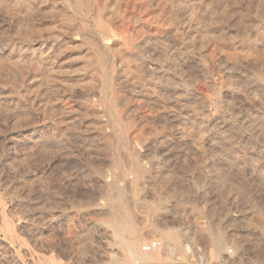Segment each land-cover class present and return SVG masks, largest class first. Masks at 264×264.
Segmentation results:
<instances>
[{
    "label": "rangeland",
    "instance_id": "1",
    "mask_svg": "<svg viewBox=\"0 0 264 264\" xmlns=\"http://www.w3.org/2000/svg\"><path fill=\"white\" fill-rule=\"evenodd\" d=\"M0 63V264H264V0H0Z\"/></svg>",
    "mask_w": 264,
    "mask_h": 264
},
{
    "label": "built area",
    "instance_id": "2",
    "mask_svg": "<svg viewBox=\"0 0 264 264\" xmlns=\"http://www.w3.org/2000/svg\"><path fill=\"white\" fill-rule=\"evenodd\" d=\"M161 248H162V244L157 239L148 240L146 243H144L141 246L142 252L144 254H147V255H151V254H153L154 252H156L157 250H159ZM229 253L232 254L233 250H230ZM132 264H149V263H146V262H144L142 260H135ZM175 264H182V263L177 261Z\"/></svg>",
    "mask_w": 264,
    "mask_h": 264
},
{
    "label": "bare ground",
    "instance_id": "3",
    "mask_svg": "<svg viewBox=\"0 0 264 264\" xmlns=\"http://www.w3.org/2000/svg\"><path fill=\"white\" fill-rule=\"evenodd\" d=\"M1 64V63H0ZM250 118V117H249ZM252 118V117H251ZM255 120H256V118H255ZM253 121H254V119H253ZM256 122H257V120H256ZM258 123V122H257ZM220 124V123H219ZM223 124L221 123V126H222ZM170 144V143H169ZM167 146V145H166ZM165 147V146H164ZM170 148V147H169ZM168 149V148H167ZM169 150V149H168ZM116 225H118V224H116ZM120 225V224H119ZM121 227H123V226H121ZM121 227H116V228H118V230H119V228H121ZM134 231V230H133ZM135 232V231H134ZM127 233H128V231H127ZM132 233V232H131ZM137 234V233H136ZM130 235V234H129ZM132 235H134V234H132ZM260 238V237H259ZM221 239V238H220ZM136 240V239H135ZM218 240V243L219 242H221L220 240H219V238L217 239ZM139 241V240H138ZM139 244H138V242H136V241H134L133 240V242H130L129 243V245L128 246H126V250H125V252H124V254L126 255V256H128V257H130V258H132L133 256H136L137 255V251H136V249H137V246H138ZM170 245V244H169ZM219 245V244H218ZM220 246V245H219ZM169 247V246H168ZM124 248V247H123ZM165 248V247H164ZM166 248H167V246H166ZM165 248V249H166ZM169 248H172V247H169ZM169 248H167V249H169ZM172 250V249H171ZM171 250L170 251H168V252H171ZM155 253V252H154ZM172 253V252H171ZM144 254V253H143ZM144 256V255H143ZM137 257H139V255H137ZM142 257V256H141ZM134 258V257H133ZM143 258V257H142ZM138 259V258H137ZM137 259H135V260H137ZM145 259H147V258H145ZM154 259V258H153ZM140 260V259H139ZM147 260H150V258L149 259H147ZM156 260V259H155ZM159 264V263H158Z\"/></svg>",
    "mask_w": 264,
    "mask_h": 264
}]
</instances>
